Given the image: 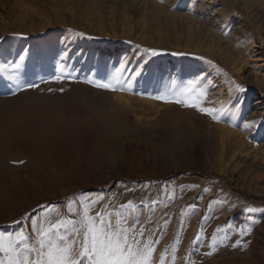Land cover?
I'll list each match as a JSON object with an SVG mask.
<instances>
[{
    "label": "rangeland",
    "instance_id": "obj_1",
    "mask_svg": "<svg viewBox=\"0 0 264 264\" xmlns=\"http://www.w3.org/2000/svg\"><path fill=\"white\" fill-rule=\"evenodd\" d=\"M81 199L153 264H264V0H0V231Z\"/></svg>",
    "mask_w": 264,
    "mask_h": 264
},
{
    "label": "snow or ice",
    "instance_id": "obj_2",
    "mask_svg": "<svg viewBox=\"0 0 264 264\" xmlns=\"http://www.w3.org/2000/svg\"><path fill=\"white\" fill-rule=\"evenodd\" d=\"M94 86L109 91L122 90L107 81ZM188 91L189 88L183 89L185 93ZM164 102L183 103L210 114L200 103L188 102L187 96L183 100ZM72 203L68 204L67 211L68 216L77 217L75 219H57L55 223L48 222V227L33 220L31 233L23 228L16 232L0 231V264H153V242H145V230L124 215L123 205L119 210L105 209L93 215L94 206L100 200L81 199L78 208ZM131 208L129 202L128 209Z\"/></svg>",
    "mask_w": 264,
    "mask_h": 264
}]
</instances>
